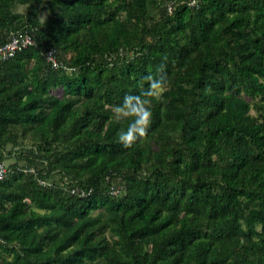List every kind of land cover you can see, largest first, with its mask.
<instances>
[{
  "label": "trees",
  "instance_id": "obj_1",
  "mask_svg": "<svg viewBox=\"0 0 264 264\" xmlns=\"http://www.w3.org/2000/svg\"><path fill=\"white\" fill-rule=\"evenodd\" d=\"M191 1L0 0V264H264V0Z\"/></svg>",
  "mask_w": 264,
  "mask_h": 264
},
{
  "label": "clouds",
  "instance_id": "obj_2",
  "mask_svg": "<svg viewBox=\"0 0 264 264\" xmlns=\"http://www.w3.org/2000/svg\"><path fill=\"white\" fill-rule=\"evenodd\" d=\"M143 79L148 82L147 89L140 95L126 94L123 103L115 108V112L120 116L134 117L127 130H121L118 136L119 142L125 148L131 147L138 139L147 135L152 123V101H160L167 90L168 83L162 84L160 79L150 74Z\"/></svg>",
  "mask_w": 264,
  "mask_h": 264
},
{
  "label": "built area",
  "instance_id": "obj_3",
  "mask_svg": "<svg viewBox=\"0 0 264 264\" xmlns=\"http://www.w3.org/2000/svg\"><path fill=\"white\" fill-rule=\"evenodd\" d=\"M191 5L195 4V0H192L190 2ZM29 46H36L35 40L33 36L30 33H24V34H15L12 37H10L4 44H0V61L8 60L14 54L26 47ZM45 60L48 64H50L52 67H59L61 66V63L58 62L54 50L49 49L44 52ZM15 171H24V172H35L34 167L29 166H21L17 165L15 168H10L8 164H5V162H0V181L7 179L13 172ZM40 183L52 185L51 181H44L40 180ZM122 187L117 186H111L110 191L113 194H117L121 191ZM71 193H78L79 195H86L89 194L88 191L81 190L79 188H73L70 190Z\"/></svg>",
  "mask_w": 264,
  "mask_h": 264
},
{
  "label": "rangeland",
  "instance_id": "obj_4",
  "mask_svg": "<svg viewBox=\"0 0 264 264\" xmlns=\"http://www.w3.org/2000/svg\"><path fill=\"white\" fill-rule=\"evenodd\" d=\"M17 10L18 11H24V7L23 6H18L17 7ZM45 12L42 13V15L40 16V19L41 20H44L45 19ZM120 115H118L116 112H115V117H119ZM5 164H9L10 162H15V158H8V159H5Z\"/></svg>",
  "mask_w": 264,
  "mask_h": 264
}]
</instances>
